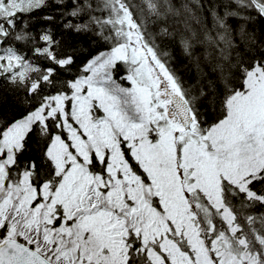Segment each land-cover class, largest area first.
I'll list each match as a JSON object with an SVG mask.
<instances>
[{"label": "snow or ice", "instance_id": "snow-or-ice-1", "mask_svg": "<svg viewBox=\"0 0 264 264\" xmlns=\"http://www.w3.org/2000/svg\"><path fill=\"white\" fill-rule=\"evenodd\" d=\"M0 264H264V0H0Z\"/></svg>", "mask_w": 264, "mask_h": 264}, {"label": "trees", "instance_id": "trees-1", "mask_svg": "<svg viewBox=\"0 0 264 264\" xmlns=\"http://www.w3.org/2000/svg\"><path fill=\"white\" fill-rule=\"evenodd\" d=\"M43 23L42 21H37V24H41ZM57 32L59 33L60 31V26L57 25ZM64 40L66 45L68 46H72V47H82L85 50H87L88 48V41L86 38H81V37H76L71 33H65L64 35ZM87 54V52L85 51V55ZM186 63V61L184 59H182L179 54H175V59L173 61V68L177 71V74L184 76L185 78H188V73L186 71V69L184 68V64Z\"/></svg>", "mask_w": 264, "mask_h": 264}]
</instances>
